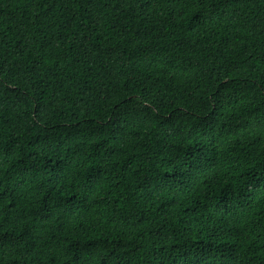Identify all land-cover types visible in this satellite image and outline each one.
Instances as JSON below:
<instances>
[{
    "label": "trees",
    "instance_id": "obj_1",
    "mask_svg": "<svg viewBox=\"0 0 264 264\" xmlns=\"http://www.w3.org/2000/svg\"><path fill=\"white\" fill-rule=\"evenodd\" d=\"M0 264H264V0H0Z\"/></svg>",
    "mask_w": 264,
    "mask_h": 264
}]
</instances>
